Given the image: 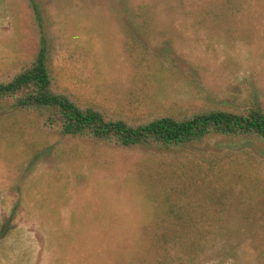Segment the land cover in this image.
<instances>
[{"label": "rangeland", "instance_id": "obj_1", "mask_svg": "<svg viewBox=\"0 0 264 264\" xmlns=\"http://www.w3.org/2000/svg\"><path fill=\"white\" fill-rule=\"evenodd\" d=\"M42 43L57 90L117 117L264 108V0H0V79ZM171 209L209 231L218 213L237 216L223 231L264 214V139L118 148L0 113V264H147L148 231ZM252 224L192 264H258L264 226Z\"/></svg>", "mask_w": 264, "mask_h": 264}, {"label": "trees", "instance_id": "obj_2", "mask_svg": "<svg viewBox=\"0 0 264 264\" xmlns=\"http://www.w3.org/2000/svg\"><path fill=\"white\" fill-rule=\"evenodd\" d=\"M240 1L242 0H226L233 3ZM9 111L32 113L35 125L44 134L71 136L118 148L136 149L148 146L152 149L183 152L188 147H198L213 137H223L231 142L264 139V108L257 103L245 109L198 108L178 115L162 114L139 122L117 117L99 107L83 105L54 87L50 54L44 43L30 63L13 76L0 79V113ZM37 160L38 155L35 154L28 162L27 170H31ZM204 217L206 220L209 218L207 215ZM234 217L237 216L218 213L213 218H216L215 222H219V228L200 230L196 217L176 214L171 209L162 218L163 222H160L161 219L153 222L155 229L147 234L149 237H156L154 249L158 261L156 258L154 261L141 262L192 264L208 244L223 239L227 242L236 233L244 234L242 228L245 226L249 232L248 227L252 222V225L264 226V214H246L241 219L238 217L242 222L240 227L231 225L226 231L221 230L222 224ZM166 221L169 223L164 225ZM163 227L166 229L158 231ZM169 227H174L176 231L171 232L178 235H170V230L167 229ZM183 242V249L171 252L175 245L182 246ZM256 255L258 264H264L263 244Z\"/></svg>", "mask_w": 264, "mask_h": 264}]
</instances>
